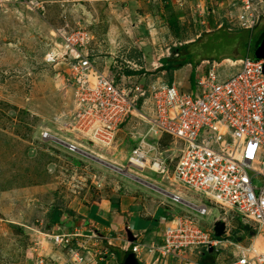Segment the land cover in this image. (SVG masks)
I'll use <instances>...</instances> for the list:
<instances>
[{"label": "rangeland", "instance_id": "obj_1", "mask_svg": "<svg viewBox=\"0 0 264 264\" xmlns=\"http://www.w3.org/2000/svg\"><path fill=\"white\" fill-rule=\"evenodd\" d=\"M255 4L261 15L252 31L251 55L264 32V0ZM231 9L226 0H0V264H93L91 259L103 264L99 253L113 244L96 231L85 232L91 238H79V245L74 241L71 247L76 256L52 242L49 235L63 226L73 229L61 223L111 197L124 196L149 205L163 196L168 198L164 190L169 188L210 205L204 196L170 180L180 147L165 133H149L148 107L139 108L124 121L108 148L94 146L82 134L65 129L64 123L75 108L74 93L70 82L62 78L60 59L50 58L62 48L59 33L84 29L91 36L90 49L99 69L133 76L140 83L158 78L171 82L170 72L160 66L164 60L174 59L178 49L213 33L222 23L229 31H239L233 25ZM171 17L178 24V35L169 28ZM245 34L249 37L250 31L241 35ZM196 58L187 59L193 91L202 73L196 64L213 60L200 58L196 63ZM229 58L233 57L214 59L227 75L236 70L224 61ZM186 81L179 78L181 88ZM43 129L107 159H97L86 151L70 152L42 139ZM142 139L154 149L150 161L163 158L164 173L127 162L130 151ZM131 168L150 177L151 185L142 176L128 173ZM260 181L254 179L257 185ZM218 224L223 227L220 235L240 236L243 245L252 237L260 241L252 226L233 212L223 210ZM152 227L139 221L130 224L135 231ZM222 262V258L216 259L214 264Z\"/></svg>", "mask_w": 264, "mask_h": 264}, {"label": "built area", "instance_id": "obj_2", "mask_svg": "<svg viewBox=\"0 0 264 264\" xmlns=\"http://www.w3.org/2000/svg\"><path fill=\"white\" fill-rule=\"evenodd\" d=\"M226 1L232 7L233 25L252 32L261 15L257 0ZM59 39L62 48L50 59H60L64 65L62 78L70 82L75 105L65 129L82 134L94 146L108 148L124 121L139 108L148 107L149 130L169 135L180 147L170 180L210 203L177 190H164L178 212L163 224L162 235L133 232V240L127 235L120 249L132 251L143 264L161 260L198 264L211 249L218 254L217 260L222 258L221 264H264V60L250 53L226 59L229 68H236L228 75L216 60H202L196 66L202 73L197 76L195 90L184 92L174 82L158 78L140 83L133 76L99 69L90 49L91 36L84 29L61 32ZM41 138L75 148L44 129ZM148 150L141 142L129 158L145 162ZM156 160L161 167L157 172L164 173L163 158ZM257 177L261 179L258 185L254 183ZM223 210L252 226L260 236L259 243L252 237L243 245L240 236L220 235ZM204 223L212 227L206 228ZM85 236L91 238L77 228L63 226L49 238L76 256L71 245L74 241L79 245V238ZM104 253L98 256L103 264H121L114 253ZM90 262L98 264L95 259Z\"/></svg>", "mask_w": 264, "mask_h": 264}, {"label": "crops", "instance_id": "obj_3", "mask_svg": "<svg viewBox=\"0 0 264 264\" xmlns=\"http://www.w3.org/2000/svg\"><path fill=\"white\" fill-rule=\"evenodd\" d=\"M166 71V70H165ZM192 67L185 64L183 67L169 71L171 74V82L180 87L179 78H187V81L181 88L184 92L192 90L191 81L189 80ZM182 81V80H181ZM190 81V82H189ZM151 185V183H150ZM171 191L172 189L166 188ZM173 191V190H172ZM162 196V195H161ZM178 212V206L174 205L169 198L160 199L155 204L142 203L140 201H129L128 197L120 196L111 197L106 202L100 204H91L86 211L80 215L66 218L62 225H70L80 230L82 235L90 230L96 231L105 242H109L111 247L109 250L105 248V253L110 255L114 253L115 258H122L123 251L120 249L122 240L133 232L148 231L150 235H162V227L171 214ZM79 213V212H77ZM74 214V213H72ZM65 217V215H63ZM67 220V221H66ZM139 221L142 225L150 226L149 230L143 228L135 231L130 229L132 222ZM56 225V224H55ZM96 229V230H94ZM116 242V243H113ZM119 242V243H117ZM116 244V245H114ZM116 246V247H115ZM169 264H178L176 261H169Z\"/></svg>", "mask_w": 264, "mask_h": 264}, {"label": "trees", "instance_id": "obj_4", "mask_svg": "<svg viewBox=\"0 0 264 264\" xmlns=\"http://www.w3.org/2000/svg\"><path fill=\"white\" fill-rule=\"evenodd\" d=\"M168 25L175 35H178V24L174 18L171 17L168 20ZM244 31L248 30L229 31L223 26L213 33H206L192 45L185 46L181 51L178 49L177 56L174 59L164 60L160 68L166 71L176 70L188 64V57H197L196 63L200 58H212L213 60H218L222 56L241 58L252 50V32L250 31V35L247 37L246 34L241 35ZM122 253L123 258L125 251ZM217 256L216 252L207 253L198 264H214Z\"/></svg>", "mask_w": 264, "mask_h": 264}, {"label": "bare ground", "instance_id": "obj_5", "mask_svg": "<svg viewBox=\"0 0 264 264\" xmlns=\"http://www.w3.org/2000/svg\"><path fill=\"white\" fill-rule=\"evenodd\" d=\"M136 113H138V111L136 112ZM140 114V113H139ZM143 115V114H142ZM149 133L150 134H155L154 133V131H149ZM51 137H57V136H54V135H51ZM58 138H60V137H58ZM61 139V138H60ZM63 140V139H62ZM64 141H66V142H68V143H70L72 146H74L75 148H73V149H67L68 151H70V152H75V151H86V152H88V153H90L91 155H93L94 157H97V159H102V160H106L107 159V157L106 156H103L102 154H98V153H96V152H94V151H92V150H90L89 148H86V147H84V146H82L81 144H78V143H74L73 141H71L70 139H68V138H65L64 139ZM141 142H143L144 144H146L147 145V147H148V151H149V153H148V155H147V159H146V161L145 162H138V161H136V160H131V158H129L128 157V159H127V162L129 163V164H131L132 166H134V167H138V168H143V169H150V171L151 172H157V170L159 169V167H160V162H158V160H156V163H154L153 164V161L151 162L150 161V155H151V152L152 151H154V149L152 148V147H150L147 143H146V141L144 140V139H142V141ZM87 153V154H88ZM115 165H118V166H122L121 164H118V163H115V162H113ZM152 165V166H151ZM126 167V166H125ZM150 167V168H149ZM161 168V167H160ZM128 173H131V174H133V175H137L138 177H140V176H142L141 174H139L140 172H137V171H135V170H133L132 168L130 169V170H128ZM142 179H144V181H146V183L148 182V184H150V183H152L153 182V180H151V178L150 177H147V178H144L143 176H142ZM151 181V182H150ZM166 189V188H165ZM162 190V189H161ZM167 190V189H166ZM167 191H169V190H167ZM185 198H187V197H185ZM46 235V234H45Z\"/></svg>", "mask_w": 264, "mask_h": 264}, {"label": "water", "instance_id": "obj_6", "mask_svg": "<svg viewBox=\"0 0 264 264\" xmlns=\"http://www.w3.org/2000/svg\"><path fill=\"white\" fill-rule=\"evenodd\" d=\"M254 58L263 59L264 60V32L262 33L261 37L257 41L255 51L253 54ZM263 74H264V63H263ZM222 230V227H218V233L220 234ZM130 240H133V237L130 235ZM210 252H213L212 249ZM121 264H143L139 261V259L136 257V255L128 250L125 251V255L120 261Z\"/></svg>", "mask_w": 264, "mask_h": 264}]
</instances>
